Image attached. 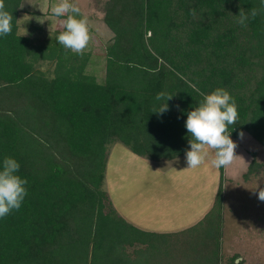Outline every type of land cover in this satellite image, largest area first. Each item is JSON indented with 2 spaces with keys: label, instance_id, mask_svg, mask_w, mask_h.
<instances>
[{
  "label": "trees",
  "instance_id": "16d2710c",
  "mask_svg": "<svg viewBox=\"0 0 264 264\" xmlns=\"http://www.w3.org/2000/svg\"><path fill=\"white\" fill-rule=\"evenodd\" d=\"M23 1L4 0L13 21L0 36V169L16 159L27 195L0 218V264H162L168 235L127 223L103 189L109 148L154 163L184 156L187 113L217 87L237 105L230 139L247 133L264 148V12L237 22L261 0H105L102 83L90 52L57 43L62 30L38 44L37 28L18 33ZM161 92L173 97L154 113ZM261 168L252 160L245 177ZM222 202L220 183L179 264H221Z\"/></svg>",
  "mask_w": 264,
  "mask_h": 264
},
{
  "label": "rangeland",
  "instance_id": "374dc122",
  "mask_svg": "<svg viewBox=\"0 0 264 264\" xmlns=\"http://www.w3.org/2000/svg\"><path fill=\"white\" fill-rule=\"evenodd\" d=\"M104 1L73 0L80 8L81 16L89 21L91 39L84 51L90 52L89 71L100 83L104 78L105 45L112 36L102 21ZM56 2L24 0L18 33L30 36L32 29L37 28L40 31H34L32 36L37 43L55 31L63 30L60 21L65 17L57 18L50 12L51 5ZM51 69L50 64L41 67L45 72ZM243 134L242 139H232L238 145L235 154L239 157L224 167L222 180L219 169L211 166L209 161L187 169L185 155L174 161L153 163L145 159L140 161L120 143L110 146L103 189L117 214L127 223H136L137 227L133 226L143 231H153L148 224L163 226L164 230L154 232L168 235V254L163 256L162 264L182 261L180 254L184 248H189L187 244H192L196 230L200 231L197 224L213 208L220 183L223 188L221 264H226L235 255L240 256L237 262L243 264H264V201L256 195L264 188V168L255 169L245 177L252 160L264 167V148L247 133ZM180 213L181 219L204 216L188 224L182 220L181 225H187L178 229L173 226V220H179Z\"/></svg>",
  "mask_w": 264,
  "mask_h": 264
},
{
  "label": "clouds",
  "instance_id": "9594fccd",
  "mask_svg": "<svg viewBox=\"0 0 264 264\" xmlns=\"http://www.w3.org/2000/svg\"><path fill=\"white\" fill-rule=\"evenodd\" d=\"M50 12L57 18L65 17L60 21L63 30L56 37L57 43L77 55H83L91 39L88 18L81 16L80 8L73 0H57L51 5ZM261 12H264V0H261V8H252L250 12L241 9L237 22L246 26L250 18H255ZM12 21L13 16L5 10L4 0H0V36L11 34ZM200 95L202 101L187 113L184 125L190 137L189 148L185 151L187 169L197 168L206 161L217 169L227 167L239 157L235 154L238 145L230 139L228 127L236 124L238 118L235 99L222 87L208 94L200 92ZM172 97L158 93L156 99L163 103L154 113L166 112L168 106L165 101ZM238 135L242 139L244 134L241 132ZM19 169L20 164L16 159H3L0 169V218L19 210L27 195L25 185L28 181L17 174ZM256 195L260 201H264V188H260Z\"/></svg>",
  "mask_w": 264,
  "mask_h": 264
},
{
  "label": "crops",
  "instance_id": "0c3cea01",
  "mask_svg": "<svg viewBox=\"0 0 264 264\" xmlns=\"http://www.w3.org/2000/svg\"><path fill=\"white\" fill-rule=\"evenodd\" d=\"M183 157V156H182ZM139 159H140V161H145L144 159H141L140 157H139ZM151 162V161H150ZM170 162V161H169ZM146 163V162H145ZM154 163V162H153ZM189 175H190V173H188ZM191 176V175H190ZM149 201H147V203H148ZM115 207V206H114ZM115 209H116V207H115ZM182 216V214L180 213V216H179V220H177V221H175V220H173V222H175L174 224H173V226L175 227V228H178V229H180L182 226H186L189 222H193V220L195 221L196 219L197 220H199V218H201V217H203L202 215H200L199 217H197V218H194V217H192V219H189L187 216H184L182 219L180 218ZM182 220L184 221V222H187V224H185V225H181V222H182ZM138 223V222H137ZM136 224V223H135ZM135 224H133V225H135ZM149 226H148V228L150 229V230H153V231H149V230H145V231H149V232H161L162 230H164L163 229V226L161 227V226H155V227H153V226H151L150 224H148ZM136 227H137V225H135Z\"/></svg>",
  "mask_w": 264,
  "mask_h": 264
}]
</instances>
